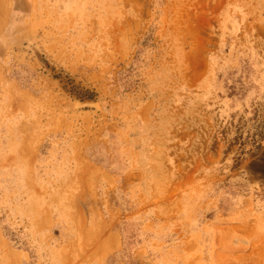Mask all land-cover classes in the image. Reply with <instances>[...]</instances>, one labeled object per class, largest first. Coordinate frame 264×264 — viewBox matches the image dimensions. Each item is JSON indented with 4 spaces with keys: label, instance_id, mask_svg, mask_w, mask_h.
Wrapping results in <instances>:
<instances>
[{
    "label": "rangeland",
    "instance_id": "374dc122",
    "mask_svg": "<svg viewBox=\"0 0 264 264\" xmlns=\"http://www.w3.org/2000/svg\"><path fill=\"white\" fill-rule=\"evenodd\" d=\"M0 264H264V0H0Z\"/></svg>",
    "mask_w": 264,
    "mask_h": 264
},
{
    "label": "bare ground",
    "instance_id": "6f19581e",
    "mask_svg": "<svg viewBox=\"0 0 264 264\" xmlns=\"http://www.w3.org/2000/svg\"><path fill=\"white\" fill-rule=\"evenodd\" d=\"M97 245V244H96ZM101 245V244H100ZM101 248V247H100ZM97 248H95V250H96ZM97 251V250H96ZM95 252V251H94ZM96 253V252H95Z\"/></svg>",
    "mask_w": 264,
    "mask_h": 264
}]
</instances>
